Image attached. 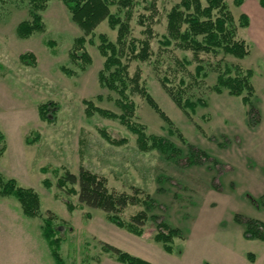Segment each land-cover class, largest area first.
<instances>
[{
  "label": "rangeland",
  "instance_id": "374dc122",
  "mask_svg": "<svg viewBox=\"0 0 264 264\" xmlns=\"http://www.w3.org/2000/svg\"><path fill=\"white\" fill-rule=\"evenodd\" d=\"M180 1L137 0L130 20L132 35L142 39L140 18L155 15L152 56L130 61L129 71L141 73V82L173 121L174 133L139 92L129 95L136 104L134 120L180 151L170 156L159 149L141 150L136 134L119 118L87 113L85 100L120 114L119 95L99 80L105 58L97 36L94 43H86L91 64L81 68L71 60L74 39L83 31L62 0L48 2L42 11L45 31L29 38L17 34L18 24L31 18L27 1L0 0V133L7 146L0 173L34 188L42 211L40 217H28L16 198L0 197V264H55L41 227L48 216L58 230L63 264H122L103 250L102 242L152 264H264V241L245 238L244 225L235 220L240 215L264 223V44L252 37L261 30L238 26L250 54L240 59L223 52L201 53L206 75L197 76L198 61L191 50L160 44L167 33V12ZM226 2L237 25L242 14L255 16L257 7L264 13L260 0H244L240 6L236 0ZM111 9L118 12V4ZM121 15L125 17V10ZM96 33L117 39L106 20ZM26 52L36 57L34 65L20 58ZM219 64L254 71L252 106L245 105L242 96L212 90ZM163 78L176 94L182 88L183 98H202L207 105L188 117L163 87ZM43 103L50 104V119L40 117ZM102 130L119 142H110ZM81 165L106 177L111 189L130 195L139 189L150 196V207L130 205L122 214L130 220L145 210L150 218L143 235L116 226L102 209L83 205L78 195L57 186L60 175L66 170L78 174ZM161 221L181 230L172 246L154 239Z\"/></svg>",
  "mask_w": 264,
  "mask_h": 264
},
{
  "label": "trees",
  "instance_id": "16d2710c",
  "mask_svg": "<svg viewBox=\"0 0 264 264\" xmlns=\"http://www.w3.org/2000/svg\"><path fill=\"white\" fill-rule=\"evenodd\" d=\"M26 1L30 7L31 18L23 20L18 24L17 34L21 38H29L34 33L45 31L46 24L42 11L47 8L50 0ZM62 1L71 13L72 20L83 31L81 36L74 39L70 52L71 60L81 68H84L85 64H91L92 58L86 50V43H94V38L97 36L99 40L98 49L105 58L103 68L99 72V80L103 86L119 95L116 104L122 111L120 114L96 107L92 101L85 100L87 113L92 115L97 112L103 116L119 118L123 125L136 134L138 146L143 151L159 149L164 153H169L170 156H176V153H180L171 142L163 137L148 134L146 127L134 120L136 104L129 95L133 91L139 92L169 125L170 132L174 133L173 121L141 82V73L137 71L132 75L129 71L130 61H147L152 56L151 43L157 34L154 30L155 15L151 14L148 17L144 18L142 16L140 18L139 23L144 26L145 33V37L140 39L132 35L130 24L133 8L137 0ZM243 2L244 0H236L238 6L242 5ZM114 4H118V12L112 11L111 7ZM152 4L155 6L154 3ZM260 4L264 7V0H260ZM123 10H125V17L121 15V11ZM166 17L167 33L161 36V46L169 48L175 44L183 50H191L198 61V65L196 66L197 76L206 75V67L201 63L199 57L201 53L218 54L223 52L240 59L250 54V47L246 39L238 36V26H249L250 18L248 15L242 14L240 23L237 25L226 0H181L170 8ZM148 19L149 21H147ZM105 20L112 29L117 31L116 41H112L106 33H96L98 25ZM48 43L51 44L49 41ZM20 58L29 65H34L36 61V57L30 52L21 54ZM61 68L65 73L72 74V71L67 67L62 66ZM216 70L218 71L217 81L211 87L214 92L221 94L227 91L229 95L242 96L245 105H253L252 100L256 89L252 81L254 76L252 69L244 70L237 65H225L221 67V64H219ZM162 84L175 103L188 117H191L199 106L207 105V102L202 98L195 100L183 98L181 93L182 88L176 94L169 87L166 78L162 79ZM183 84L184 81L182 80ZM49 105V103H43L39 106V114L43 120L50 119ZM102 132L110 142H119L111 138L104 130ZM6 147L5 138L0 133V157L6 151ZM189 151L191 162L195 163L197 152L194 147ZM43 171H47V169L44 168ZM44 182L48 186L51 185L47 179ZM77 185L78 188H76ZM57 186L64 189L68 194L78 195L83 205L102 209L106 214L107 220L116 226L138 236L144 234V226L150 218L145 210L139 211L130 220H125L122 217L123 212L130 205L145 204L147 207L151 206L148 200L150 196L145 197L141 190L136 189V192L130 195L124 191L111 189L108 186L106 177L92 172L84 165L80 166L78 174L66 170L58 177ZM0 197L16 198L21 204L23 213L28 217L41 216V200L37 191L31 187L20 186L16 179H6L1 173ZM152 218L154 220L157 219L156 216ZM235 220L239 224L244 225L243 235L245 238L264 241L263 222L251 217L243 218L240 215H236ZM157 224L158 230L154 235L155 241L163 245H174L176 238L181 236V230L165 221ZM41 227L42 233L48 241L55 258V264H63L60 254L61 241L57 235L58 230L53 219L50 216L44 218ZM102 248L122 264H152L149 260L132 254L109 242H102ZM249 257H252L251 253L248 254Z\"/></svg>",
  "mask_w": 264,
  "mask_h": 264
},
{
  "label": "crops",
  "instance_id": "0c3cea01",
  "mask_svg": "<svg viewBox=\"0 0 264 264\" xmlns=\"http://www.w3.org/2000/svg\"><path fill=\"white\" fill-rule=\"evenodd\" d=\"M255 9L256 11L259 10L258 13H256V15L254 13L255 16H253L250 12H248L249 13L248 16L250 18V24L247 27L252 28L253 26V28L257 27L259 30H261L260 33H258V35L254 34L252 37L257 41L258 44L260 43L264 44V13H261L263 9L261 7H257ZM255 24L257 26H254Z\"/></svg>",
  "mask_w": 264,
  "mask_h": 264
}]
</instances>
